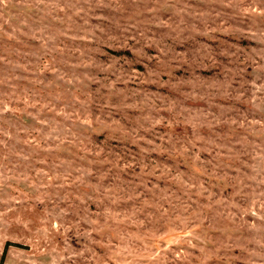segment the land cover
<instances>
[{
  "label": "rangeland",
  "instance_id": "obj_1",
  "mask_svg": "<svg viewBox=\"0 0 264 264\" xmlns=\"http://www.w3.org/2000/svg\"><path fill=\"white\" fill-rule=\"evenodd\" d=\"M0 264H264V0H0Z\"/></svg>",
  "mask_w": 264,
  "mask_h": 264
}]
</instances>
